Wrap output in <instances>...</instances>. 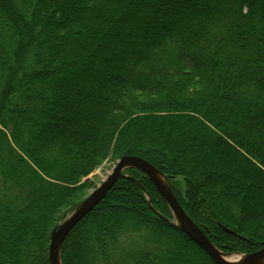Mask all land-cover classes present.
Wrapping results in <instances>:
<instances>
[{
	"label": "trees",
	"instance_id": "16d2710c",
	"mask_svg": "<svg viewBox=\"0 0 264 264\" xmlns=\"http://www.w3.org/2000/svg\"><path fill=\"white\" fill-rule=\"evenodd\" d=\"M170 43L175 88L159 51ZM135 94L149 99L129 116ZM111 145L118 159L183 178L192 210L172 193L216 248L226 250L209 230L228 246L264 247V0H0V232L13 212L33 223L13 264H47V223ZM244 178L255 186L242 199ZM145 179L112 186L63 242L62 264H91L89 236L100 264L132 262L135 240L132 264H170L172 238L189 264H215L146 206L148 189L165 201ZM108 213L117 221L106 226Z\"/></svg>",
	"mask_w": 264,
	"mask_h": 264
},
{
	"label": "rangeland",
	"instance_id": "374dc122",
	"mask_svg": "<svg viewBox=\"0 0 264 264\" xmlns=\"http://www.w3.org/2000/svg\"><path fill=\"white\" fill-rule=\"evenodd\" d=\"M159 51L161 52V55L163 56V58L166 62L168 70H170L169 71L170 77L168 79L169 84L171 87L175 88V86H176L175 82H180L183 79L181 73H180V75L177 74L178 71H177L176 65L174 63L176 56H177V49L172 43H170V44H167V45H164L163 47H161L159 49ZM148 99H149V97L147 95L135 94L133 96V102H134L133 106L131 108L128 106H125V109L127 110L128 115L129 116L139 115V114H137L138 107L141 105L142 101H145ZM133 148L136 149L135 147H133ZM140 149L142 150V148H140ZM124 151H126V150H124ZM117 160H118V158H117L116 154L113 153V146L111 145L110 149L106 152L105 156L98 161V163L95 165L94 170L88 176L80 178L78 183H76L72 186H69L70 187L69 188L70 191L68 190L70 192L69 196H67L65 198L63 204L61 203V206L58 208L57 213L54 214L51 217L52 218L51 221H49L47 223L48 232H49L50 228H55L58 225L62 224L64 221H66L77 209H79L85 203V200L88 198V196L112 172V169L115 166ZM133 169L134 168H125L122 170V172L120 173V178L117 180L118 186L121 184H131L132 185V183L148 185V182L145 179L146 176L143 174L145 176V177H143L136 169L135 170H133ZM186 172H188V171H186ZM159 174L167 182V185L170 188V190L173 193H175V195H177V197H179L182 205L186 209L191 211L192 210V208L190 207L191 199L189 198V195L187 193L188 186H187L186 181L179 176H173L172 175L173 177L169 178V177L161 174L160 172H159ZM232 177H234V176H232ZM254 186H255V184H254L253 180H250V178H244V182L242 184V187L244 188L243 189L244 190V192H243L244 196H242V199L245 198L246 195L247 196L250 195V192L252 190H254ZM154 191L152 189H148V191H146V192L144 191L143 195L145 197L146 206L149 207V209L152 210L155 213V215H157L164 222L178 227V225H179L178 220L174 217V215L172 214V212L170 211L169 207L167 206V204L165 202H164L165 205L163 203L159 202L160 199L155 195L156 193ZM233 191H234L233 193L236 192L235 190H233ZM236 193H238L237 196L243 195L240 192H236ZM111 198L109 199V196H108L107 198L104 199V201L106 200L105 202H108V201L113 202L111 200ZM242 201L243 200H241V202ZM115 203L122 205V206H125L129 210L133 209L136 211V205L132 202L122 203V201L118 200ZM87 215L85 217H87ZM85 217L82 218L72 228V230L69 232L70 234L68 233V235L65 237V239L63 241L65 243L64 244L65 247L68 244L70 237L81 226ZM128 217H129V212L125 211L120 218L123 222H126V221H128ZM9 218L10 219L8 221L4 220L3 222H1L2 226L4 227V230L2 232H0V264H13V263H15V259L18 256V252L15 251V249H13L12 244L14 243L15 238L16 239L20 238V236H22L23 233H25L26 235H29V233L32 231V226H33L32 216L27 214V212H25V213L13 212L10 214ZM251 219H252L251 222L256 223L255 222L256 219L254 218V216H251ZM260 220L264 223V216ZM116 221H117L116 215L108 213L104 217L103 222L106 224V226H108V225H111L112 223L114 224ZM99 225H101V222H99V221L94 222L93 229L98 228ZM250 225L253 226V224H250ZM209 232L211 233V236H213L216 240L218 239V241L222 247L226 248V250H224V251L223 250L221 251L218 248L217 249L219 251H221L224 255H226L228 258H241V259H243L251 251H253V252L257 251L255 249H257L261 245V244H258L256 241H248L246 243L242 242L244 245L237 244V245L228 246L225 244V242L223 241L222 238L221 239L219 238L221 235L219 233V231L215 230V232H214V231L209 230ZM46 238H47V236H46ZM48 239L49 238H47V240ZM135 241L138 243V244H136L134 242L136 244L135 246H139V247H135V248L131 249L130 251L128 250V251H126V253L129 254V258H131V257L134 258L133 259L134 262H139L140 259L138 257V254L140 253L142 246L140 245L138 240H135ZM63 242H62V244H63ZM22 243H23V241H21V242L17 241L15 248H17V247L19 248ZM47 243H48V241H47ZM177 243L178 242L174 241L172 238V241L169 242V244H168L169 245L168 249L164 253L165 258H167L170 261V264H189L190 258H191L190 257L191 253H190L189 249L183 243H180L179 245H177ZM62 244H61L60 252H59L60 264H62V260H61ZM176 245L178 246L177 248H176ZM245 246H246V248H245ZM47 248H48V245H47ZM82 248H83L85 255L88 259V263L100 264V261L97 262V261H94V259H93L95 251L93 250L94 245H93V241L90 240V236L88 239H86V241H84V243L82 242ZM200 260H201V258H200ZM133 261L132 262L127 261L126 264H132ZM46 262L48 264L47 254H46ZM199 263H201V264L209 263L210 264L209 260L207 262H206V260H204V261L201 260V262H199ZM150 264H156V262L153 263L150 260ZM261 264H264V261Z\"/></svg>",
	"mask_w": 264,
	"mask_h": 264
},
{
	"label": "water",
	"instance_id": "95a60500",
	"mask_svg": "<svg viewBox=\"0 0 264 264\" xmlns=\"http://www.w3.org/2000/svg\"><path fill=\"white\" fill-rule=\"evenodd\" d=\"M125 168L141 171L153 184L159 195L165 201L174 217L178 220L179 229L194 243L201 247L215 264H261L264 261V247L247 254L240 263H232L223 258L219 251L203 231L198 228L182 209L169 187L160 181L159 171L146 160L136 156H122L116 161L109 176L88 196L85 203L77 209L66 221L55 227L50 235L47 248L48 264H60L59 252L62 242L72 228L84 218L107 194L120 178ZM161 176V175H160ZM230 232V231H229Z\"/></svg>",
	"mask_w": 264,
	"mask_h": 264
},
{
	"label": "bare ground",
	"instance_id": "6f19581e",
	"mask_svg": "<svg viewBox=\"0 0 264 264\" xmlns=\"http://www.w3.org/2000/svg\"><path fill=\"white\" fill-rule=\"evenodd\" d=\"M158 177H159L160 181L162 182V184H164L166 187H168L167 182L164 180V178L161 177L160 175H158ZM222 256L225 260L232 262V263H240L243 260L241 258H228L226 255H222Z\"/></svg>",
	"mask_w": 264,
	"mask_h": 264
}]
</instances>
